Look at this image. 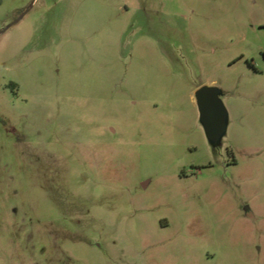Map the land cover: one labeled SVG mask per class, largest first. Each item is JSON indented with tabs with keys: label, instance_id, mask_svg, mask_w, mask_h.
<instances>
[{
	"label": "rangeland",
	"instance_id": "374dc122",
	"mask_svg": "<svg viewBox=\"0 0 264 264\" xmlns=\"http://www.w3.org/2000/svg\"><path fill=\"white\" fill-rule=\"evenodd\" d=\"M0 264H264V0H2Z\"/></svg>",
	"mask_w": 264,
	"mask_h": 264
},
{
	"label": "water",
	"instance_id": "95a60500",
	"mask_svg": "<svg viewBox=\"0 0 264 264\" xmlns=\"http://www.w3.org/2000/svg\"><path fill=\"white\" fill-rule=\"evenodd\" d=\"M222 94L221 89L212 85L200 87L195 94L200 122L209 144L216 150L222 147L228 127V114L221 99Z\"/></svg>",
	"mask_w": 264,
	"mask_h": 264
},
{
	"label": "flooded vegetation",
	"instance_id": "af4514ba",
	"mask_svg": "<svg viewBox=\"0 0 264 264\" xmlns=\"http://www.w3.org/2000/svg\"><path fill=\"white\" fill-rule=\"evenodd\" d=\"M211 146H212V145H211ZM221 149H222V147H221L220 149L218 148V150H221ZM228 153H230V152H228ZM184 176H185V175H184Z\"/></svg>",
	"mask_w": 264,
	"mask_h": 264
},
{
	"label": "trees",
	"instance_id": "16d2710c",
	"mask_svg": "<svg viewBox=\"0 0 264 264\" xmlns=\"http://www.w3.org/2000/svg\"><path fill=\"white\" fill-rule=\"evenodd\" d=\"M2 4V0H0V5Z\"/></svg>",
	"mask_w": 264,
	"mask_h": 264
},
{
	"label": "crops",
	"instance_id": "0c3cea01",
	"mask_svg": "<svg viewBox=\"0 0 264 264\" xmlns=\"http://www.w3.org/2000/svg\"><path fill=\"white\" fill-rule=\"evenodd\" d=\"M212 85H213V83H212Z\"/></svg>",
	"mask_w": 264,
	"mask_h": 264
}]
</instances>
